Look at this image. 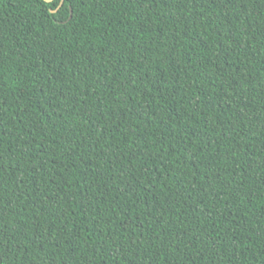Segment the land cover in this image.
Listing matches in <instances>:
<instances>
[{
  "label": "trees",
  "instance_id": "16d2710c",
  "mask_svg": "<svg viewBox=\"0 0 264 264\" xmlns=\"http://www.w3.org/2000/svg\"><path fill=\"white\" fill-rule=\"evenodd\" d=\"M0 264H264V0H0Z\"/></svg>",
  "mask_w": 264,
  "mask_h": 264
},
{
  "label": "water",
  "instance_id": "95a60500",
  "mask_svg": "<svg viewBox=\"0 0 264 264\" xmlns=\"http://www.w3.org/2000/svg\"><path fill=\"white\" fill-rule=\"evenodd\" d=\"M48 1H52V0H48ZM55 12V11H54Z\"/></svg>",
  "mask_w": 264,
  "mask_h": 264
}]
</instances>
